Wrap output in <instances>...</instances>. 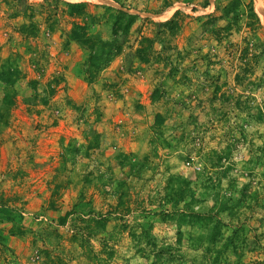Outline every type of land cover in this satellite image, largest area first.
<instances>
[{"label": "rangeland", "instance_id": "374dc122", "mask_svg": "<svg viewBox=\"0 0 264 264\" xmlns=\"http://www.w3.org/2000/svg\"><path fill=\"white\" fill-rule=\"evenodd\" d=\"M253 1L260 21L248 0H0V73L20 76L11 106L0 82V264H264ZM115 10L139 19L90 82L68 35L111 40Z\"/></svg>", "mask_w": 264, "mask_h": 264}, {"label": "trees", "instance_id": "16d2710c", "mask_svg": "<svg viewBox=\"0 0 264 264\" xmlns=\"http://www.w3.org/2000/svg\"><path fill=\"white\" fill-rule=\"evenodd\" d=\"M248 1H250L249 6L251 5L250 9L253 16L257 19V21H260L257 14L255 13L254 1ZM208 4L209 1H206L205 5L207 6ZM236 4H239V1L235 2V4H232L230 9H233V7L238 6ZM67 6L70 9L71 16H81L84 14V10L87 5L85 3H67ZM110 18L112 20L111 40L94 38L85 32L86 27L78 24L75 25V27L72 29V31H70L68 35L71 41L78 43L87 52L88 56L84 72L90 82L95 81L98 74L102 70L107 68L117 56L122 54L123 48L128 42L131 28L136 23L137 19H139L138 16L126 13L123 10H115V13L111 15ZM170 23L171 22L163 23L160 26L164 27ZM140 42L141 47L136 50V56L139 57L141 61H147L145 56L148 53L149 49L145 48L144 44L149 43L151 41L148 38H142ZM0 77V82L3 83L5 87L4 103L9 106L14 105V98L12 97L14 92L12 91L14 89L15 84L20 80V76L18 77L17 71L7 70L1 72ZM261 112L264 115V103ZM160 118L161 117L159 115L156 119V125L160 124ZM96 140L97 138L93 141L95 142ZM94 142H92L91 144H94ZM6 210L9 211V209ZM70 215L71 213L68 212L65 218L61 219L60 224L65 225ZM82 217H84V215ZM96 218L98 219L101 217L100 215L96 216L95 214L91 216V220H97ZM8 220L11 219L9 218ZM99 263L100 262L98 261V264Z\"/></svg>", "mask_w": 264, "mask_h": 264}, {"label": "bare ground", "instance_id": "6f19581e", "mask_svg": "<svg viewBox=\"0 0 264 264\" xmlns=\"http://www.w3.org/2000/svg\"><path fill=\"white\" fill-rule=\"evenodd\" d=\"M255 7L258 15L261 18V21L264 25V3L262 0H255Z\"/></svg>", "mask_w": 264, "mask_h": 264}]
</instances>
